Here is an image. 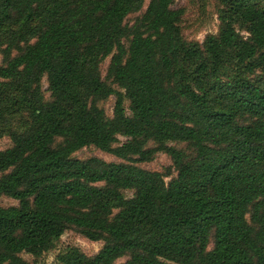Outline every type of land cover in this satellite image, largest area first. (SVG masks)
Returning a JSON list of instances; mask_svg holds the SVG:
<instances>
[{
  "label": "trees",
  "instance_id": "trees-1",
  "mask_svg": "<svg viewBox=\"0 0 264 264\" xmlns=\"http://www.w3.org/2000/svg\"><path fill=\"white\" fill-rule=\"evenodd\" d=\"M218 1L200 44L174 0H0V264H264V0Z\"/></svg>",
  "mask_w": 264,
  "mask_h": 264
},
{
  "label": "rangeland",
  "instance_id": "rangeland-1",
  "mask_svg": "<svg viewBox=\"0 0 264 264\" xmlns=\"http://www.w3.org/2000/svg\"><path fill=\"white\" fill-rule=\"evenodd\" d=\"M174 8L183 9V17L181 22V28L183 36L187 41L193 43L203 44L209 35L217 34L220 30V20L218 17V9L220 3L218 0H174ZM134 16L130 17L133 20ZM108 57L102 66L103 75H105L109 60ZM2 63V57L0 56V64ZM48 84L46 79L43 80L42 89L44 91L46 99L50 98V93L47 91ZM117 88V87H116ZM116 98L114 96L109 99L100 102V107L104 109L109 117L113 116V109ZM126 106L128 103L126 102ZM14 124H19L13 121ZM126 139L120 137V142H124ZM12 141L10 137L5 136L0 140V150H5L11 147ZM74 157L79 159H88L92 157H98L106 162H118L114 156L102 152L94 146L85 147L74 153ZM171 165V159L165 153H160L157 157L149 163L142 164V167L152 171H163L164 168ZM168 178L167 180H169ZM124 195L129 198L132 196V192L126 191ZM0 204L2 206H13L17 205V201L14 199L0 197ZM103 244L100 242H92L81 234L74 230L66 231L62 237L55 241L53 246L47 252L41 256H32L28 253H23L22 257L29 264H60L58 258L62 255L68 247H78L88 255H94L98 253Z\"/></svg>",
  "mask_w": 264,
  "mask_h": 264
}]
</instances>
